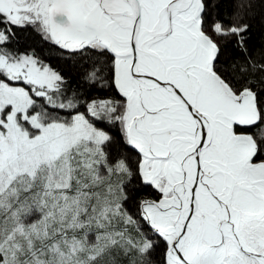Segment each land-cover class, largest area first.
Here are the masks:
<instances>
[{
    "label": "snow or ice",
    "instance_id": "6c2138e0",
    "mask_svg": "<svg viewBox=\"0 0 264 264\" xmlns=\"http://www.w3.org/2000/svg\"><path fill=\"white\" fill-rule=\"evenodd\" d=\"M257 16L0 0V264H264Z\"/></svg>",
    "mask_w": 264,
    "mask_h": 264
},
{
    "label": "trees",
    "instance_id": "16d2710c",
    "mask_svg": "<svg viewBox=\"0 0 264 264\" xmlns=\"http://www.w3.org/2000/svg\"><path fill=\"white\" fill-rule=\"evenodd\" d=\"M259 8L257 11L259 12ZM262 38H264V22L261 21V18L259 16L256 17V19L253 20V26H252V42L259 46L261 43ZM44 55L47 57L49 55L47 49L43 50ZM54 55V54H53ZM51 63L53 64L54 67L62 68L65 70L67 74V69L63 65L62 61H58L57 59H52ZM72 76H75V73H72ZM109 94L107 89H101L100 85H97V90L93 91L91 93L92 96L94 97H103L105 95Z\"/></svg>",
    "mask_w": 264,
    "mask_h": 264
}]
</instances>
